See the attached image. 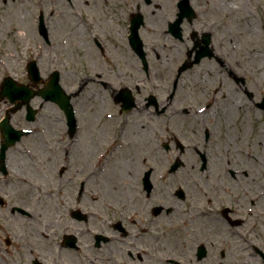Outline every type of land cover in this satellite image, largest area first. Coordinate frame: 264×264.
<instances>
[{
	"label": "flooded vegetation",
	"instance_id": "af4514ba",
	"mask_svg": "<svg viewBox=\"0 0 264 264\" xmlns=\"http://www.w3.org/2000/svg\"><path fill=\"white\" fill-rule=\"evenodd\" d=\"M194 23L188 22L191 33L194 30L199 32ZM210 40L211 57L203 59L195 66H201L205 61L218 62L223 68L229 65L230 70L226 73L220 72V68L213 70L217 75L223 73L228 85L232 81L239 85L240 92L251 97L247 90V81L251 80L249 72L245 70V75L237 77L233 65L229 64L232 59L230 53L221 49L218 41L213 38ZM180 42L186 50H179L175 56L176 74L171 88L168 83L160 84L158 88L153 85L146 96L137 98L133 94L136 97L135 107L129 112H124L122 104L116 102L117 91L129 87L115 89L107 82L101 81L105 90L112 89L111 97L117 107V118L140 117L142 120H150L154 116L165 117L169 110H173L168 115L170 119L192 116L189 109L179 106L185 101V97L181 95L182 76L195 66L181 76H178V71L182 65H190L195 60L196 51L192 56L189 51L195 46L196 50L203 47L204 38L202 35L194 38L190 35ZM98 47L103 54L105 50L101 46ZM150 58L146 52V67L138 57L141 63L139 70L147 80L156 81L155 67ZM22 82L28 84L34 92H39L42 88L39 82L33 84L27 78ZM135 91L140 93V88H135ZM157 92L164 96L162 103ZM151 96L155 97L157 105H151ZM30 105L36 111L33 122L27 120L26 106L11 115V123L15 128L29 129L31 133L17 145L8 148L4 158V137L0 128V166L5 165L7 171H0V208H6L8 211L4 190L12 183L24 190L32 203L28 208L13 205L10 211L13 216L18 213L22 217V236L19 238V246L15 249L18 251L17 264H222L219 263L216 253L219 249L218 243L211 242L212 233L226 229L228 232L236 230L238 234L257 235L264 230V186L258 191L254 190L260 186L258 182L263 184L264 180H256L254 187L243 183L247 181L249 173L242 168H234V154L230 153L229 146L226 151L225 144H217L214 141L215 133L210 128H205L202 139L196 126L178 128L180 136L189 145L182 143V147L178 144L180 139L175 137L169 142V149L166 151L174 148L181 155L188 152L195 153L197 157H190L187 162L183 160L181 168L174 173L171 171L174 162L162 163L158 168L146 164L147 168L142 175L140 169L130 163L124 173L128 178L120 176L123 173H120L119 168L116 173L112 172L114 177H111V174L106 177L110 163L117 164L124 133L132 132L128 125L134 123L133 121H128L125 126L116 129L118 137L104 146V137L94 136L92 126L94 124L98 132L103 130L104 135L108 133V128H104L106 122L102 119L94 118L81 123L77 119L74 106L77 124L72 131L57 104L35 97ZM212 106L213 104H207L206 111L203 112L200 110L203 107L201 106L194 110V114L205 115ZM11 107L8 100L0 101V124ZM61 127L63 130L56 135L55 132ZM82 131L90 135L89 144L78 147L76 143ZM65 137L69 141L62 145L60 138ZM43 155L45 161L41 162ZM60 156L61 166L57 171L52 170L51 164L58 166ZM40 162L45 163L44 168L48 170L49 177L52 173L55 178V183L51 185L53 189H49L48 196L56 197H53L57 202L55 209L62 210L59 222H51L52 229L56 227L62 230L60 237H52L58 249L56 255L51 248L46 250L44 246H39L44 242L43 238L51 242V237L39 233V213L50 209L48 201L43 204L40 199L42 204H39V196L42 194V190H39ZM117 167L118 165L114 168ZM147 171H151L150 192L145 188L144 175ZM206 173H209L208 178L205 177ZM207 205L212 211L205 209ZM16 207L22 210L18 211ZM42 216L41 214L40 218ZM67 236L71 237L69 243ZM205 237L210 242H205ZM5 244L8 251L13 246V241L8 238ZM252 247L259 252L256 245L253 244ZM201 248H205L204 255L199 251Z\"/></svg>",
	"mask_w": 264,
	"mask_h": 264
},
{
	"label": "rangeland",
	"instance_id": "374dc122",
	"mask_svg": "<svg viewBox=\"0 0 264 264\" xmlns=\"http://www.w3.org/2000/svg\"><path fill=\"white\" fill-rule=\"evenodd\" d=\"M190 1L194 9L199 12V16L191 23L195 22V29L200 33L212 34V38L218 41L221 49L230 53L233 60L231 59L232 63L229 62V64L233 65L237 77L245 75L246 71L249 72L251 80L247 81V90L251 93V97L240 92L239 85L232 81L229 80L231 86L228 85L226 76L222 75L223 73L217 75L213 70L220 68V72L226 73L230 70L229 65L223 68L218 62L205 61L201 66H195L189 70L181 79L183 88L181 95L185 97V101L179 107L189 109L192 112L191 117L170 119L168 115L173 110H169L163 118L154 116L150 120L146 118L142 120L140 117L131 119L116 117L118 112L112 102V89L105 90L101 81L108 82L115 89L128 86L133 92L139 87L140 93L134 92L137 98L146 96L153 85L158 88L160 84L168 83L171 88L176 74L175 56L179 50H186L183 43L167 34L168 23L175 20L179 0H150V4L146 0H0V82L5 75L9 74L19 80L24 79L27 63L37 59L43 53V58L39 61L43 77L54 70H60L62 85L67 92L77 91L80 85L87 82L86 88L73 100V104L81 123L94 118L106 122L104 128H108L109 132L105 135L103 130L98 132L94 124L92 125L94 136L104 137V146L118 137L116 129L125 126L128 121H133L134 123L128 125L132 132L124 133L123 147L119 148L117 164L110 163L106 177H110V174L114 177L112 172L116 173L119 168L120 173H123L120 176L128 178L124 176V173L130 163H133L138 170L140 169L142 175L147 168L146 164L158 168L162 163L174 162L178 157L186 162L190 157H197L195 153L187 152L181 155L174 148L169 151L164 148V144H169L175 137H178L181 143L189 145L180 136L178 128H190L191 125L199 128L201 139L205 134V128H210L215 133L214 141L217 144H225L226 151L229 146L230 153L234 154L235 169L242 168L249 173V176H252L250 171H254L259 176L261 171L258 165L253 162L255 163L253 168L250 161H252L251 155L264 161V147L256 146L253 142L257 133L263 134L264 141V111L257 107L264 98V0ZM137 11L145 17L146 26L141 29L140 36L155 67L156 81H149L140 73L141 63L128 43L130 15ZM41 14L45 17L51 46H47L39 34ZM91 22L97 25L96 28L91 26ZM189 25L187 21H184L182 25L185 38H189L192 31ZM93 38H101L105 50L103 54L95 46ZM205 79L206 86H203ZM156 94L162 103L164 96H161L160 92ZM232 97L244 101L243 111L249 115L250 120L248 129L238 123L237 118L223 116L220 112L219 106L225 101H232ZM207 104H213V106L205 115L194 114V110ZM105 113L114 114V118L109 120L105 117ZM233 113L237 114L235 111ZM256 115H259L258 119H255ZM62 130L63 127L57 129L56 135ZM89 136L86 131L84 133L82 131L76 146L89 144ZM60 141L64 145L69 140L65 137L60 138ZM44 156L41 162L45 161ZM41 162L39 190H42V194L41 198L39 196V204L40 199L43 204L48 201L50 209L47 212H41L39 206V212H41L39 213V233H46L47 237H51V242L42 237L44 242L39 246H44L46 250L51 248L56 255L58 249L52 237L55 239L57 236L60 237L62 230L56 227L52 229L51 222L53 220L59 222L62 210L55 209L57 202L54 198L56 197L48 196L49 189H53L51 185L55 183V178L52 173L49 177L48 170L44 168L45 163ZM61 162L60 156L58 166L51 164V169L57 171ZM116 165H118L117 169L114 168ZM205 177L208 178L209 173H206ZM246 179L247 181L243 183L254 187L256 180L251 177ZM258 184L260 186L255 187L256 191L264 186L262 182ZM4 191L8 211L6 208H0V264H17L18 251L15 249L19 246V238L22 236V217L18 213L13 216L10 211L13 205L28 208L32 203L27 193L17 184H9ZM205 209L212 211L209 205L205 206ZM41 214L43 220L40 218ZM41 221H44L42 225ZM262 231L257 235L238 234L236 230L228 232L226 229L212 233L211 242L218 243L219 249L216 253L219 263L242 264L244 256L247 255V263L252 261L251 264H262L252 247L254 244L264 252V230ZM220 234L225 235L218 237ZM8 238L13 241V246L7 251L5 242ZM204 241L210 242L207 239ZM230 241H233V244ZM241 254L245 255L240 256Z\"/></svg>",
	"mask_w": 264,
	"mask_h": 264
},
{
	"label": "bare ground",
	"instance_id": "6f19581e",
	"mask_svg": "<svg viewBox=\"0 0 264 264\" xmlns=\"http://www.w3.org/2000/svg\"><path fill=\"white\" fill-rule=\"evenodd\" d=\"M209 76L207 75L206 76V79L208 80ZM206 79L205 81H203V86H206ZM235 97V96H234ZM232 97V101H225V103H223V105H220L219 106V109H220V112L222 113L223 116H230V117H233V118H237L236 120L238 121V123H240L241 125H243L246 129H248L247 127L249 126L248 125V121L249 120V115L246 114L244 111H243V108H244V101H241L237 98H234ZM238 97V96H236ZM221 107V108H220ZM233 111L237 112V114L233 113ZM205 113V112H204ZM203 113V114H204ZM240 117V118H239ZM252 118V117H251ZM259 118V115L257 116L256 115V118L255 119H258ZM262 136L263 134L261 133H257L253 139V142L256 146H259V147H264V141L262 140ZM257 148V147H256ZM251 159L252 161H250V164L251 166L254 167L253 162H256V164L258 165V168L260 169L261 173H259V176L256 172L252 171L251 175L252 176H248L249 178H254L255 180H261L263 179L264 180V173H262V170H264V161L263 159L261 160L259 157H256L254 155H251ZM247 160L249 161V159L247 158ZM254 160V161H253ZM249 164V163H248ZM260 178V179H259ZM218 237H223L221 235H219ZM230 243L233 244V241H230ZM236 249V247H235ZM237 250V249H236ZM242 255H245V254H241L240 256ZM248 259V256H244V261L242 264H251L253 263L252 261H250L249 263L246 262V260ZM260 261L262 262V260L260 259ZM263 264V263H262Z\"/></svg>",
	"mask_w": 264,
	"mask_h": 264
},
{
	"label": "water",
	"instance_id": "95a60500",
	"mask_svg": "<svg viewBox=\"0 0 264 264\" xmlns=\"http://www.w3.org/2000/svg\"><path fill=\"white\" fill-rule=\"evenodd\" d=\"M187 5V3H182L179 5V7L181 8V11L184 10V7ZM182 19H183V16L182 14L180 15V19L176 21L175 24H173V26H176L179 28L181 22H182ZM143 24V17L141 15H136L133 20H132V27H131V30H132V35L130 38H138V29L139 27ZM58 82V81H57ZM20 91H25V89H18ZM131 101H133L132 98H130V103H132ZM125 107H129L128 106V103H126V106ZM261 108L264 109V102L260 105ZM130 108V107H129ZM149 177V174H147V178Z\"/></svg>",
	"mask_w": 264,
	"mask_h": 264
}]
</instances>
